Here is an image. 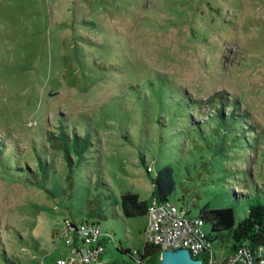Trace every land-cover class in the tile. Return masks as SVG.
Returning a JSON list of instances; mask_svg holds the SVG:
<instances>
[{"label": "rangeland", "instance_id": "1", "mask_svg": "<svg viewBox=\"0 0 264 264\" xmlns=\"http://www.w3.org/2000/svg\"><path fill=\"white\" fill-rule=\"evenodd\" d=\"M164 165L190 216L264 202V0H0V264L68 261L66 220L141 251L120 195L147 200Z\"/></svg>", "mask_w": 264, "mask_h": 264}, {"label": "built area", "instance_id": "2", "mask_svg": "<svg viewBox=\"0 0 264 264\" xmlns=\"http://www.w3.org/2000/svg\"><path fill=\"white\" fill-rule=\"evenodd\" d=\"M146 215L148 222L143 229L144 243L158 246L161 250L186 248L203 264H264L263 247L255 255L241 246L223 259L216 256L210 244L205 245L209 238L202 221L197 215L190 216L188 209L178 207L173 202L159 203L152 198ZM75 228L76 238L70 234L71 229L67 232L64 228L65 243L72 248L71 257L68 261L57 259L56 264H103L104 244L100 242L103 232L99 224L82 222ZM76 241L80 243L77 245Z\"/></svg>", "mask_w": 264, "mask_h": 264}, {"label": "trees", "instance_id": "3", "mask_svg": "<svg viewBox=\"0 0 264 264\" xmlns=\"http://www.w3.org/2000/svg\"><path fill=\"white\" fill-rule=\"evenodd\" d=\"M89 139L90 138L86 136L79 137L75 135L74 142H78V144H76L80 157H83L84 153L87 151L88 145L90 144ZM65 144L64 142L65 154L68 155L69 148ZM71 164L72 160L69 158V166H71ZM148 168H150V170H148ZM146 170L150 173L152 171L151 166H147ZM150 184L152 189L147 200L140 199L136 193L131 191H124L121 193L120 207L123 216L133 217L137 215H146L147 207L152 198L157 199L159 203L171 202L168 200V195H170L175 188L173 168L170 165H164L157 169L155 176L150 178ZM197 216L203 224L206 223L210 225L211 233L219 234L222 230H230L232 252L242 246L248 248L251 255H255L264 245V202L260 200L250 204L247 215L238 222H235V212L231 207L213 208L205 204L200 208ZM65 222L66 231L68 232L71 229V231H69L70 234H72L73 238H76L77 229L75 227L78 228L82 222L77 225L70 220H66ZM83 222L99 224L93 221ZM208 238L209 241H206L205 245L207 246V243H209L211 247V242L216 238V235L212 236L208 233ZM100 240L104 245L108 242L113 243L115 241L113 234L108 232H103ZM115 246L121 253H128L137 264H158L160 252L162 251L158 246L148 243H143L141 251L131 250L126 246L123 248L120 243L119 245L116 243Z\"/></svg>", "mask_w": 264, "mask_h": 264}, {"label": "water", "instance_id": "4", "mask_svg": "<svg viewBox=\"0 0 264 264\" xmlns=\"http://www.w3.org/2000/svg\"><path fill=\"white\" fill-rule=\"evenodd\" d=\"M158 264H203L186 248L163 249L160 252Z\"/></svg>", "mask_w": 264, "mask_h": 264}, {"label": "crops", "instance_id": "5", "mask_svg": "<svg viewBox=\"0 0 264 264\" xmlns=\"http://www.w3.org/2000/svg\"><path fill=\"white\" fill-rule=\"evenodd\" d=\"M140 199H141V198H140ZM142 200H143V199H142ZM113 243H114V245H116V242H115V241H114ZM230 253H231V252H229V254H230ZM229 254H228V255H229ZM225 257H226V256H225ZM102 259H103V258H102Z\"/></svg>", "mask_w": 264, "mask_h": 264}]
</instances>
